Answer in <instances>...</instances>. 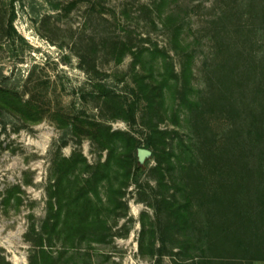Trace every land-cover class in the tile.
Segmentation results:
<instances>
[{
	"label": "rangeland",
	"instance_id": "rangeland-1",
	"mask_svg": "<svg viewBox=\"0 0 264 264\" xmlns=\"http://www.w3.org/2000/svg\"><path fill=\"white\" fill-rule=\"evenodd\" d=\"M19 1L15 5L14 26L21 37L13 36L8 29L12 0H0V84L9 78L8 87L15 88L22 100L37 113L36 121H33L12 108L0 118V252L12 264H29L33 244L27 239V232L33 222L40 227L47 214L48 186L54 182L51 174L55 158L59 154L71 157L81 152L92 165L99 160L106 161L108 150H102L93 138L94 125L91 123L95 122L109 125L113 130L131 132L143 143L142 148L148 133L143 118H150L146 114L145 98L136 92V73L147 76L150 82L162 80L166 70L164 56L152 53L156 46L168 51V60L177 73L181 71L182 61L170 44L174 42H171V34L165 30L158 12H152L157 0H80L74 7L71 3L75 0ZM225 4L224 0H167L162 7L163 15L173 13L180 18L179 24L183 26L181 43H194L196 56L191 63L190 79L191 96L197 99H203L207 94L208 76L216 62L214 22ZM247 18H243V25L250 22ZM244 34L252 36V43H256L253 47L257 50L260 49L258 45L264 46V30L251 34L246 29ZM124 44L126 51L142 49L143 55L137 59L129 50L120 62L117 61ZM87 69L92 73L98 71L101 81L120 95L124 110L118 111L117 106L93 95L97 90L96 80ZM169 76L174 83V74L169 73ZM179 90L166 87L165 104L160 115L153 116V121H160L162 129L176 130L172 133L176 138L175 146L180 135L186 137L191 133L197 114L195 110V118L191 117L188 107L181 106ZM135 102L136 122L127 111ZM118 112L120 116H115ZM205 119L219 145L230 129L229 120L216 110L207 112ZM141 165L144 169L140 186L131 183L125 190L123 200L128 205L127 214H123L126 210L122 208L112 211L115 204L108 201L106 181L100 188L104 200L100 210L111 226L107 239L91 243L70 241L69 255L76 252L89 254L94 264H177L176 261L183 258V254L168 252L160 257L148 252L151 237L148 228L155 222L156 214L141 197L150 200L153 197V190L148 188V194H145L144 187L147 183L156 186L157 180L151 173L156 160L151 157ZM81 169L79 164L78 171ZM227 169L223 176L220 172L206 173L209 179L206 188H216L223 179L229 181L231 176ZM178 172L177 169L175 177ZM83 176H88V172ZM17 185L21 186V192L15 190ZM16 195L21 197L20 201ZM201 209L198 204L195 219L204 224L206 217ZM157 237L156 248H159V231ZM142 241L144 249L141 248ZM62 245L63 241L57 240L52 251H60ZM192 252L201 254L200 249ZM254 264H264V260Z\"/></svg>",
	"mask_w": 264,
	"mask_h": 264
},
{
	"label": "trees",
	"instance_id": "trees-1",
	"mask_svg": "<svg viewBox=\"0 0 264 264\" xmlns=\"http://www.w3.org/2000/svg\"><path fill=\"white\" fill-rule=\"evenodd\" d=\"M16 2L20 1L12 0L8 29L13 36H20L14 26ZM79 2L75 0L71 6ZM224 2L223 12L214 22L216 62L209 73L207 94L203 99L191 96V63L196 56L194 43H181L183 26L176 14L163 15L162 7L167 0L155 1L152 12H158L165 30L171 34L174 43L170 44L181 57V71L177 73L168 60V51L156 46L152 53L164 56L166 70L162 80L150 82L147 76L139 73L135 78L136 92L145 98L146 114L150 118H143L148 129L143 147L151 148L156 160V165L151 167L156 186L147 183L144 187L145 194H148V188L153 190V197L151 200L141 197L156 214L155 222L148 228L151 237L147 248L153 256L163 257L168 252L183 254L177 264H254L264 260V46L258 45L260 49L257 50L253 47L256 43H252V36L244 34L246 29L251 34L264 30V0ZM244 17L250 21H246V25L242 23ZM122 46L124 48L121 47L117 57L119 62L129 50L132 51L131 48L126 51V44ZM132 53L138 59L144 50ZM169 73L174 74V83ZM92 75L97 89L93 95L117 106L118 111L124 110L120 95L101 81L99 72L94 71ZM7 81L0 84V118L15 108L36 121L35 109L22 100L15 88L8 87ZM166 87L180 89L181 106L188 107L191 117L195 118L193 114L197 111L191 133L186 137L180 135L177 146L172 134L176 130L162 129L160 121H153V116L160 115L165 104ZM215 110L224 113L230 123V129L219 145L205 119L207 112ZM127 111L136 122L137 103ZM91 125H94L93 138L102 150H108L109 156L95 165L90 164L81 152L71 157L59 154L55 158L51 174L54 182L48 186L47 214L40 227L33 222L27 232V239L33 244L29 264H94L89 254L76 252L69 255V242H103L109 236L111 226L100 210L104 205L102 184L107 182L108 201L115 204L112 211L122 208L126 210L124 215L128 209L123 200L125 190L131 183L140 186L144 169L137 156L143 144L140 139L129 131L113 130L102 122ZM79 164L81 171H78ZM227 167L231 179L220 180L216 188L212 186L213 189L208 190L206 173L220 172L223 176ZM177 169L179 174L175 177ZM85 172L88 176H83ZM15 190L21 192V186L17 185ZM12 196L13 193L8 199ZM15 198L21 200L17 195ZM198 204L204 210V224L195 219ZM143 223L146 232V223ZM158 231L161 245L156 248ZM57 240H62L63 245L60 251L54 252L52 246ZM141 248H146L143 241ZM176 248L178 252L174 251ZM195 249H200L201 254L193 253ZM0 264L12 263L0 252Z\"/></svg>",
	"mask_w": 264,
	"mask_h": 264
},
{
	"label": "water",
	"instance_id": "water-1",
	"mask_svg": "<svg viewBox=\"0 0 264 264\" xmlns=\"http://www.w3.org/2000/svg\"><path fill=\"white\" fill-rule=\"evenodd\" d=\"M138 160L140 164H144L148 158L153 157V151L149 148H139L137 152Z\"/></svg>",
	"mask_w": 264,
	"mask_h": 264
}]
</instances>
